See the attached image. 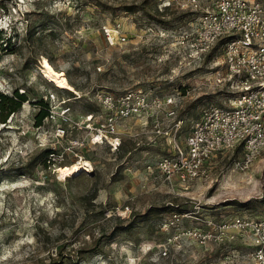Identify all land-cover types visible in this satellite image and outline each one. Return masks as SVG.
<instances>
[{"label": "rangeland", "instance_id": "rangeland-1", "mask_svg": "<svg viewBox=\"0 0 264 264\" xmlns=\"http://www.w3.org/2000/svg\"><path fill=\"white\" fill-rule=\"evenodd\" d=\"M213 2L0 0V28L18 33L11 49H0V90L27 96L0 120V264H255L253 244L243 236L208 249L187 241L164 255L177 230L164 222L174 211L217 220L263 217L264 150L247 167L237 164L242 147L218 151L206 175L190 183L176 179L173 189L156 168L172 150L170 139L155 133L152 122L124 119L122 149L113 150L90 142L84 116L101 109L100 91L174 94L177 116L163 121L182 119L178 134L185 143L202 109L228 105L234 94L225 39L203 58L189 56L186 34ZM118 26L127 38L112 44L105 27ZM51 68L63 71L73 88L56 86L47 76ZM42 101L56 117L38 124ZM48 150L59 159L49 162ZM78 162L89 165L69 175L57 171ZM171 203L181 210L166 206ZM179 224L200 225L193 216Z\"/></svg>", "mask_w": 264, "mask_h": 264}, {"label": "built area", "instance_id": "built-area-1", "mask_svg": "<svg viewBox=\"0 0 264 264\" xmlns=\"http://www.w3.org/2000/svg\"><path fill=\"white\" fill-rule=\"evenodd\" d=\"M118 27H105L110 43L118 37H127ZM120 29V28H119ZM189 56L192 60L203 58L220 39L224 41L227 79L233 90L229 104H208L202 111L183 143L179 140L182 119L165 125L163 118L177 116L179 99L174 94L152 95L144 87L123 93L100 91L96 100L97 112L85 114L90 142L108 144L113 150L122 145L120 125L126 118H142L144 125L152 122L158 135L169 137L171 151L161 156L156 168L175 187V180L190 183L208 173L207 163L214 153L243 148L241 167H247L264 150V7L259 0H214L200 17L197 27L186 34ZM181 97V95L178 93ZM69 111V107L65 109ZM51 117L56 112L51 110ZM68 119V118H67ZM54 161L55 151L49 153ZM148 168L152 169L149 164ZM187 187V186H186ZM130 209L127 205L126 212ZM123 215V213H120ZM193 216L200 225L180 227L179 220ZM176 227L167 237L162 253L169 254L170 247H179L187 241L211 248L216 244H230L239 236L248 237L253 244L251 259L264 264V216L255 218L237 215L228 220L197 215V211H174L164 222V228Z\"/></svg>", "mask_w": 264, "mask_h": 264}, {"label": "trees", "instance_id": "trees-1", "mask_svg": "<svg viewBox=\"0 0 264 264\" xmlns=\"http://www.w3.org/2000/svg\"><path fill=\"white\" fill-rule=\"evenodd\" d=\"M18 33H14L13 35H5V31L3 28H0V49L2 51H7L8 49H11L14 45L15 42L13 38L17 37ZM72 85L74 86L75 83L71 82ZM73 93V92H72ZM27 100V96L25 92H19L17 89L13 91L12 94L5 93L0 90V120L6 122L7 118L11 115V113L17 111L20 107L21 104ZM51 113V107L48 102L42 101V109L37 115V123L41 124L43 118L48 117ZM120 150L122 149L119 148ZM47 152H52L48 150ZM49 162H51V159H48ZM169 206L170 209L172 210H181L179 208V204L171 203Z\"/></svg>", "mask_w": 264, "mask_h": 264}, {"label": "bare ground", "instance_id": "bare-ground-1", "mask_svg": "<svg viewBox=\"0 0 264 264\" xmlns=\"http://www.w3.org/2000/svg\"><path fill=\"white\" fill-rule=\"evenodd\" d=\"M47 76L58 87L71 89L73 88V86L68 82L67 75L63 71H58L54 68H51ZM82 162L74 163L69 167L58 166L57 171L60 173V175H69L72 173H76L78 170L83 169L85 165H89L88 162Z\"/></svg>", "mask_w": 264, "mask_h": 264}]
</instances>
